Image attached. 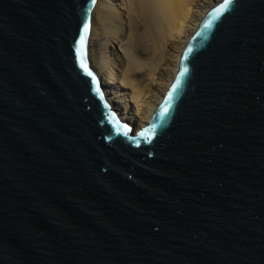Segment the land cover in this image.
I'll return each instance as SVG.
<instances>
[{
    "label": "water",
    "instance_id": "1",
    "mask_svg": "<svg viewBox=\"0 0 264 264\" xmlns=\"http://www.w3.org/2000/svg\"><path fill=\"white\" fill-rule=\"evenodd\" d=\"M95 1L0 0V264H264V0L205 12L138 128Z\"/></svg>",
    "mask_w": 264,
    "mask_h": 264
},
{
    "label": "bare ground",
    "instance_id": "2",
    "mask_svg": "<svg viewBox=\"0 0 264 264\" xmlns=\"http://www.w3.org/2000/svg\"><path fill=\"white\" fill-rule=\"evenodd\" d=\"M170 1L96 0L90 14L88 60L101 80L106 99L121 118L135 128L149 120L177 71L180 55L189 37L205 12L220 0H181L185 2L182 14L173 23L172 39L166 44L169 47L172 44L173 58L170 63L160 64L159 68L152 63L148 68L139 56L142 36L137 32L139 22L136 16H145L146 26L163 30L170 25L177 10L174 2ZM94 41L99 45L96 56L91 54L90 49ZM119 67L122 74L118 71ZM140 70H143V76L150 79L142 88L136 86L133 77ZM126 84L132 88L131 92Z\"/></svg>",
    "mask_w": 264,
    "mask_h": 264
},
{
    "label": "rangeland",
    "instance_id": "3",
    "mask_svg": "<svg viewBox=\"0 0 264 264\" xmlns=\"http://www.w3.org/2000/svg\"><path fill=\"white\" fill-rule=\"evenodd\" d=\"M175 1L171 0L170 3L174 2V6L175 8H177L176 13H174L170 25L163 28V30H158L146 26V21H147L146 17L143 15L136 16V20L137 22H139L137 24L138 25L137 32L142 36V43H141V48L139 50V56L140 59L144 60L145 63L148 64L147 66L148 68L150 66V63H152V66L159 68L161 66L160 64L170 63L171 59L173 58L174 50L172 48V44L170 45L171 47L167 46L166 44L170 43L172 39V35H171L172 25L181 16L183 6L185 5V2L182 3L181 0L179 2L177 0ZM98 46L99 45L97 41H94V43L91 44L90 49L92 55L96 56L97 54L96 50ZM121 70H122L121 67H119L118 71H120V73L122 74ZM133 77H135L136 79V86L138 88H142L150 81V79L147 76L145 75L143 76V70L135 72ZM126 87L131 92L132 88H129L128 84H126Z\"/></svg>",
    "mask_w": 264,
    "mask_h": 264
},
{
    "label": "snow or ice",
    "instance_id": "4",
    "mask_svg": "<svg viewBox=\"0 0 264 264\" xmlns=\"http://www.w3.org/2000/svg\"><path fill=\"white\" fill-rule=\"evenodd\" d=\"M223 7H226V5H222L221 6V8H223ZM87 25H85V30H87ZM206 27H207V25H206ZM81 42L83 43V37H81ZM81 67H83L84 69H85V71H87V67L82 63L81 64ZM185 71H187V69H185ZM88 75L89 76H91L92 75V73L91 72H88ZM97 91H99V89H97ZM170 96H171V94H170ZM155 126H153V128H154ZM147 132H148V130L147 129H145L144 131H142V132H140L139 133V135L140 136H146L147 135ZM125 135H127V132H125Z\"/></svg>",
    "mask_w": 264,
    "mask_h": 264
}]
</instances>
